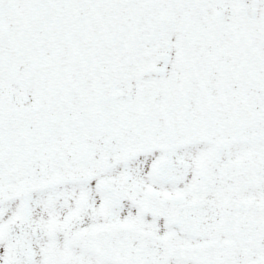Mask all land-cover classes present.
Here are the masks:
<instances>
[{
  "label": "snow or ice",
  "instance_id": "snow-or-ice-1",
  "mask_svg": "<svg viewBox=\"0 0 264 264\" xmlns=\"http://www.w3.org/2000/svg\"><path fill=\"white\" fill-rule=\"evenodd\" d=\"M0 264H264V0H0Z\"/></svg>",
  "mask_w": 264,
  "mask_h": 264
}]
</instances>
